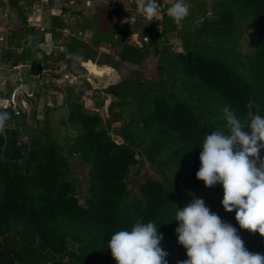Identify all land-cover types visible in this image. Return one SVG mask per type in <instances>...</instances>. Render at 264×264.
I'll use <instances>...</instances> for the list:
<instances>
[{"label":"trees","instance_id":"obj_1","mask_svg":"<svg viewBox=\"0 0 264 264\" xmlns=\"http://www.w3.org/2000/svg\"><path fill=\"white\" fill-rule=\"evenodd\" d=\"M9 1L14 10L19 8L27 30L19 46L20 59L29 60L22 82L30 83L27 89L37 99L45 65L27 59L24 52L30 46L42 53L37 44L42 35L38 41L34 30H39L29 23L46 22L39 21L36 13L26 17L24 8L19 7L24 0ZM85 1L90 0H84L80 9H63L84 26L89 44L69 37L65 52L56 60L63 58L68 63L80 50L88 61L87 71L101 75L108 67L93 64H105L109 59L104 58L103 63L94 54L100 43L118 47L116 61H108L115 70L122 62L139 67L152 45L157 75L144 79L124 74L104 86L100 93L111 97L105 111L111 118L106 120L97 110L83 106L82 86L88 77L75 72L77 77L62 89L65 113L60 124L67 130L62 141L54 136L45 113L38 119L31 108L25 114L21 108L15 113L8 105L0 107L12 117L0 134V264H117L107 248L108 241L120 230L130 231L137 219L160 225L157 231L163 235L160 246L168 253L166 260L177 264L188 257L177 241L179 222L171 217L193 196L203 199L211 212L235 227L248 251L264 255V237L241 229L235 211L224 210L222 186L205 187L196 178L204 137L225 130V106L245 127L249 100L259 104V114L264 116V0H209L208 5L205 0H184L190 14L182 26L167 14L174 0H156L158 22L141 16L148 22L141 31L148 36L141 47L127 42L133 31L119 20L90 29L88 24L98 21L84 14ZM112 10L120 14L118 7ZM132 19L125 23L134 24ZM63 23L55 25L60 28ZM253 32L255 39H247L246 49L238 48L243 35ZM168 35L177 39L180 49L171 48ZM16 98H25L31 107L35 99L18 94ZM15 115L33 119L26 142L18 140ZM110 121L120 125L114 128ZM260 155L264 156V149ZM71 156L86 167L82 202L71 178ZM144 164L152 167L156 178L142 173ZM133 165L134 174L128 178L126 173Z\"/></svg>","mask_w":264,"mask_h":264},{"label":"clouds","instance_id":"obj_2","mask_svg":"<svg viewBox=\"0 0 264 264\" xmlns=\"http://www.w3.org/2000/svg\"><path fill=\"white\" fill-rule=\"evenodd\" d=\"M138 7L148 22L159 18L156 0H139ZM167 14L182 26L190 14L189 7L184 0H176ZM245 108L247 127L227 106L223 108L225 130L204 137L196 178L205 187L219 183L224 210L235 211L241 229L264 237V156L260 155L264 149V116L254 100H249ZM11 118L9 112L0 111V134ZM177 209L171 218L179 222L175 229L177 241L188 257L177 264H264V255L248 251L237 229L211 212L203 199L193 196L191 202ZM159 226L137 219L130 231L113 234L107 248L117 264H168V253L160 246L163 235L157 231Z\"/></svg>","mask_w":264,"mask_h":264},{"label":"rangeland","instance_id":"obj_3","mask_svg":"<svg viewBox=\"0 0 264 264\" xmlns=\"http://www.w3.org/2000/svg\"><path fill=\"white\" fill-rule=\"evenodd\" d=\"M32 1L35 2V0H32ZM70 1L71 2L69 1L67 2L69 3V6H70L69 8H72L73 11L77 9V7H82L81 4H83L82 2H84V0H70ZM161 1L163 3H166V2H171L173 0H161ZM205 1L208 5L209 0H205ZM93 2L94 0H91V5L87 3H86L87 5L85 4L84 11H83L85 15H88V16L89 14L93 15L91 13V11L93 10ZM175 2L176 0H174L172 4ZM105 3H107V4H104L106 5L107 10L105 11V9H103L102 13L100 14V18H102V20H100L101 26L100 25L99 26L104 28V26L106 25V22H109V20L111 19L113 20L112 14L114 13L111 8H115V6L118 5L119 9L125 10L126 8V10L129 11L128 16L132 17L133 18L132 20H135L134 24L132 23H129V24L121 23V24H125L126 26L131 28L133 32H135L132 34V37L136 36L135 39L137 41L142 40V37H140L141 36L140 34H142L141 31L143 30V28L147 27L148 22L146 19L141 17L143 16V14L139 12V7H138L139 0H130V1L129 0H117V2L115 0H105ZM162 6L164 5L161 4L160 8ZM19 7L24 8L22 12L24 15L28 16L30 12V8L29 6L25 5V0L19 3ZM43 12H44V15H46L47 11L45 10V8L43 9ZM116 18L114 22L116 21ZM158 20L159 19L153 20V22L157 23ZM97 26L98 24L96 23L88 24V27L92 30L93 29L95 30ZM25 32H27V30L22 25L20 14H19V8L17 10H14V6H12V2H10L9 0H0V107L5 106L6 104L5 98L10 92V90L13 88V86L16 84L15 71L13 72V70H11V67L15 65L16 63L22 64V67L20 69L22 77H23L24 72H26L28 68L29 60L23 61L19 57L20 56L19 52L21 51L19 49V46L22 45V42H23L22 39L24 38ZM83 32L85 34V30ZM136 33L138 34V36ZM41 35H42L41 32L34 30V36L37 38L38 41ZM142 35L143 36L145 35L146 38L148 37L147 34H142ZM81 39H85V35L82 34ZM247 39L248 40L255 39L254 32L252 35L244 34L243 38H241L240 41L238 42V48L245 50L247 46ZM155 42H156L155 39L152 38V43L154 44ZM168 42L170 46H172L171 48H174L175 50L180 49L177 39L174 36L168 35ZM27 43L28 42L25 41L24 45H26ZM40 43H37V44L40 46ZM97 47L98 46L94 48L95 50L94 54L99 56V58H101L100 61L104 63L106 61L105 59H107L108 57L101 56L103 52H99L97 50L98 49ZM62 50H56L57 53H54L53 51H51V53L55 54V56L48 55V56H52L51 60L49 59V62L48 60L46 62L43 57L41 58V54L39 52H35L34 49L30 46H29V49L25 51L26 53L24 52V55L27 59H32V58L38 59L42 62V64L45 62L44 63L45 67H48L49 65V68H55L56 67V63H55L56 57ZM117 50L118 48L116 49L113 48L111 54L116 55ZM152 50H153V46L151 45L150 47H148V50H147L148 53L144 61L139 67L131 63L123 62L119 67V70L121 73L116 72L114 68L111 70H109L108 68V70L103 71V74L101 75H97L95 74V72L90 71V73H93V74L90 75V78L88 77V79H86L87 80L85 83L86 86L85 85L82 86L83 106L88 111L97 110L106 120H109L111 118V115H107L105 111H106L107 102L109 99H111V97L109 95H105L104 93H100L102 88L106 86L107 84H111V83L119 81L120 77H122L124 74L134 75V76L140 75V77L144 79H155L157 74L155 71V55L153 54ZM108 56L110 57L111 55H108ZM73 58H74L73 60L74 65H72V69L70 70L79 69L78 64H75V61H76L75 57ZM60 62L64 63L65 60L61 58ZM106 63L108 64V61H106L105 64ZM94 64L96 66L102 65L98 63L97 64L94 63ZM70 80H73V79H70ZM40 81L42 82L41 83L42 85L39 90V96L36 99L34 95L31 93L32 98H35L34 101L32 102L33 103L32 107L29 104L25 103V107H22L24 109L23 113L25 114L29 113L30 108H31V110H34V117L38 119H41L43 117V114L45 113L47 121H48V125L53 130L54 136L59 141H62V136L67 133V130H65L64 127L60 124V119L64 116V113H65L62 89L65 88V86L69 85V81L68 83L66 82L58 83L57 77H41ZM32 83L34 85L36 84V81ZM29 84H30L29 82L26 84V82L24 81L21 87L22 88L21 90L25 89L30 92V90L27 89L28 87L30 88ZM34 87H36V85H34ZM18 95L23 97L22 91ZM15 119H16L15 122L18 128V132L20 134L18 140L19 142H26L29 137L28 135L30 134V132H32V127L30 126L32 125L33 119L29 117V115L27 116L25 115L22 117L21 116L19 117V115L17 116L15 115ZM110 124L112 127L116 128L120 125V122L110 121ZM113 138L116 141H119V139L116 136H113ZM68 161H69V166L72 169L71 178H73L78 184V185L76 184V191H75L76 197L79 202H82L83 197L86 193L85 191L86 167L81 166L78 163L75 156L69 157ZM135 168L136 166L134 165L129 167L128 172L126 173V176L128 178L133 176ZM141 171L143 174H147L146 176L156 178L155 176L156 173L153 172V169L151 166L148 167L147 165L144 164L141 167Z\"/></svg>","mask_w":264,"mask_h":264},{"label":"crops","instance_id":"obj_4","mask_svg":"<svg viewBox=\"0 0 264 264\" xmlns=\"http://www.w3.org/2000/svg\"><path fill=\"white\" fill-rule=\"evenodd\" d=\"M67 1L71 2L70 0H67ZM67 1H66L65 5H63L59 0L55 1L54 3H48V2L47 3H41L39 0H35V2H33L32 0H27V3L25 4L26 6H29V8H30V12H29L28 16H26V17H31V15L36 13L37 19H39V21L46 22L43 25H47L46 26L47 29L44 32H41L42 33V39L38 42V43L41 42L40 43V51L42 52L41 55L46 54V55H54L55 56V54H52L51 51H53L54 53H57L56 50H59L57 46H58V41H59L60 37L59 38H57V37L60 34L58 31H56V30H58V28L55 25L57 22L63 21L65 23L68 20H70L71 24H72V28H74L76 30L78 29V31H80L81 34L84 35L83 31L85 30V28H84V26L82 27L81 22L80 21L75 22V18L72 15H69L68 11L64 12V9H63L64 7H66V6L70 7L69 3ZM115 1L117 2V0H115ZM67 3H68V5H67ZM88 4L91 5V0L88 2ZM104 4H107V3H105V0H94V2H93V10L91 11V13L93 14V17H95L97 19L98 26L101 23L100 20H102V18H100V14L102 13L103 9H105V11L107 10L106 5H104ZM39 5H40V8L38 7ZM116 6L119 8L118 5H116ZM44 8L47 11L46 15H44V12H43ZM70 9L72 10V8H70ZM78 9H80V7H78ZM128 12L129 11H127L126 8H125V10L120 9V14L118 15V17L116 14H112L113 20L111 19V20H109V22H114L115 18L117 17L118 20L120 21V23H125L124 21L128 18L127 17ZM117 18H116V20H117ZM100 26H99V28H100ZM50 29H52V31H54V33H52L50 31ZM132 33H135V32H132ZM49 35H50V39H48ZM137 36H138V34H137ZM68 40H69L68 38H62L61 39V43L63 44V50L61 52H63V51L65 52V50H66L65 44L68 42ZM79 40H83L85 43L89 44V35L85 36V39H79ZM97 46H98L97 50L99 52H103L104 54L111 55V58L108 57L109 60H111L113 62L116 61V58H117L116 55H112L111 52H112L113 48L116 49L118 47H116V48H115V46L111 47L110 45H107L105 43H100ZM97 57H99V56H97ZM49 59L51 60V58H49ZM49 59H46L45 61L47 62V60H48V62H49ZM75 59H76L75 64H78L79 69H74L73 71L79 73L80 75L87 76L86 75L87 69L82 64H86V62H88V61L82 56V54L80 53V50H76ZM71 60H72V62H71ZM73 60H74V58H71L70 62L65 63V64H67L69 69H72V65H74ZM58 61H60V60H56V62H58ZM79 64L82 68L79 66ZM121 64H119V67ZM103 65L108 67L109 70L113 69L112 65L102 64L101 66H103ZM48 67H49V65H48ZM119 67L116 70V72H118V73L120 72Z\"/></svg>","mask_w":264,"mask_h":264},{"label":"built area","instance_id":"obj_5","mask_svg":"<svg viewBox=\"0 0 264 264\" xmlns=\"http://www.w3.org/2000/svg\"><path fill=\"white\" fill-rule=\"evenodd\" d=\"M41 3H54L55 1L57 0H39ZM63 5H65L66 1L67 0H59ZM40 3V4H41ZM88 4V1H85V4ZM40 7V5L38 6ZM159 8V7H158ZM144 16V15H143ZM127 19L124 21V22H131V19L132 17L128 16L127 15ZM145 17V16H144ZM31 26H33V28L35 29H38L39 31L41 32H44L47 27L36 22V23H33V22H30L29 23ZM61 36V38H69V37H74V38H78V39H81V32L78 31V29H74L72 28V24H71V21L68 20L63 26H61L60 28H58L57 30ZM132 34L131 33L129 35V37L127 38V42L128 43H132L138 47H141L142 45V42H146L147 41V38L145 36H140L142 37V40H136V36L132 37ZM58 49L59 50H62L63 49V44L61 42L58 43ZM86 67V64H82ZM95 65V64H93ZM22 67V64L20 63H16L15 65H13L11 67V70H13V72L15 71V75H16V78H15V81H16V84L13 86V88L10 90V92L8 93V95L6 96L5 98V101H6V104L5 105H8L10 106L12 109L15 110V113H17L18 109L21 108V110L23 111L24 109L22 107H25V98H20V99H17L16 98V95L21 93H23V96H27V97H30L31 96V92L27 91V90H21L22 88V76H21V73H20V69ZM93 74V73H90V72H86V77H89L90 78V75ZM36 76H39V74H36ZM40 77H57L58 78V83H68V81L70 82L71 80L70 79H73L76 76V73L73 72V70H70L67 66V64L65 63H61L60 61H58L56 63V67L55 68H49V67H43L42 70H41V74H40Z\"/></svg>","mask_w":264,"mask_h":264}]
</instances>
